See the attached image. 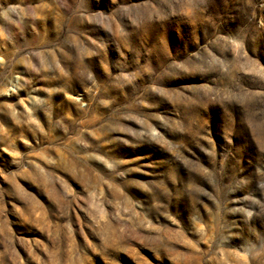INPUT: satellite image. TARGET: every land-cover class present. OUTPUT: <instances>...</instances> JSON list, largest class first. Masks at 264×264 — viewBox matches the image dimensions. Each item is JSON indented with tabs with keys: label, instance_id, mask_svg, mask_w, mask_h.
Masks as SVG:
<instances>
[{
	"label": "rangeland",
	"instance_id": "rangeland-1",
	"mask_svg": "<svg viewBox=\"0 0 264 264\" xmlns=\"http://www.w3.org/2000/svg\"><path fill=\"white\" fill-rule=\"evenodd\" d=\"M0 264H264V0H0Z\"/></svg>",
	"mask_w": 264,
	"mask_h": 264
}]
</instances>
